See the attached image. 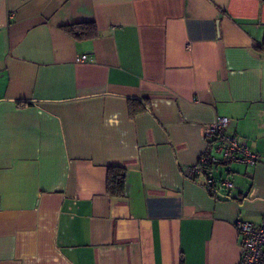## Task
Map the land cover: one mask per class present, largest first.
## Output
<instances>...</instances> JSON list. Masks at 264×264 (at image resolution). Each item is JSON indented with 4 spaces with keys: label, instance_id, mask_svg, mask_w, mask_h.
<instances>
[{
    "label": "crops",
    "instance_id": "crops-1",
    "mask_svg": "<svg viewBox=\"0 0 264 264\" xmlns=\"http://www.w3.org/2000/svg\"><path fill=\"white\" fill-rule=\"evenodd\" d=\"M262 41L264 0H0V264H237L234 221L264 217ZM217 116L260 155L229 200L182 174Z\"/></svg>",
    "mask_w": 264,
    "mask_h": 264
},
{
    "label": "built area",
    "instance_id": "built-area-1",
    "mask_svg": "<svg viewBox=\"0 0 264 264\" xmlns=\"http://www.w3.org/2000/svg\"><path fill=\"white\" fill-rule=\"evenodd\" d=\"M85 58V54L76 56L77 61ZM228 124L227 117L217 116L204 127L205 147L202 153L196 162L182 170L187 179L196 181L203 177L201 185L206 191L212 188L225 191L233 189L234 184L227 174L231 166L237 162L254 165L260 159V155L252 151L245 140L227 132ZM218 167L224 169V175L216 181L211 172ZM233 225L239 249L237 264H264V217L258 223L237 219Z\"/></svg>",
    "mask_w": 264,
    "mask_h": 264
},
{
    "label": "trees",
    "instance_id": "trees-1",
    "mask_svg": "<svg viewBox=\"0 0 264 264\" xmlns=\"http://www.w3.org/2000/svg\"><path fill=\"white\" fill-rule=\"evenodd\" d=\"M69 32L77 34L78 37H90L96 34L94 24H78L66 28ZM264 47V41H262ZM24 102V101H20ZM126 170L122 166L109 165L106 174V189L110 195L121 197L124 195ZM208 193L217 200H229L232 197L227 191L220 188H212Z\"/></svg>",
    "mask_w": 264,
    "mask_h": 264
}]
</instances>
